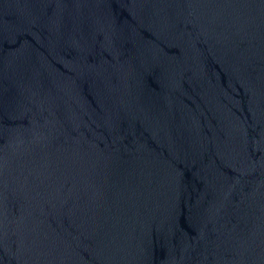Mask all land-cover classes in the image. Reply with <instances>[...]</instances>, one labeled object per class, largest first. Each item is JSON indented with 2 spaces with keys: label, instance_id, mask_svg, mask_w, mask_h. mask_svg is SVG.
Here are the masks:
<instances>
[{
  "label": "water",
  "instance_id": "water-1",
  "mask_svg": "<svg viewBox=\"0 0 264 264\" xmlns=\"http://www.w3.org/2000/svg\"><path fill=\"white\" fill-rule=\"evenodd\" d=\"M0 264H264V0H0Z\"/></svg>",
  "mask_w": 264,
  "mask_h": 264
}]
</instances>
